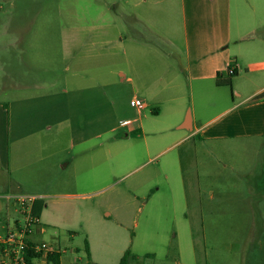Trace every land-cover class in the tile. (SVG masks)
I'll return each mask as SVG.
<instances>
[{
    "label": "rangeland",
    "instance_id": "rangeland-1",
    "mask_svg": "<svg viewBox=\"0 0 264 264\" xmlns=\"http://www.w3.org/2000/svg\"><path fill=\"white\" fill-rule=\"evenodd\" d=\"M120 3L0 0V57L5 55L6 44L12 41L15 45L14 82L5 83V69H0V102L11 96V102L19 103L25 97L30 117L39 115L41 107L46 138L43 165L47 173L56 177L41 184L27 182L24 189L26 194L44 192L48 196L41 223L45 233L38 241L61 251L62 264H88L86 241L95 264H119L128 251L134 264H264V201L253 204L252 214L249 208L246 213L241 210L246 209L249 199L256 201L252 188L257 183L255 177L264 171V148L244 144L237 152L220 155L199 169L204 194L215 191L228 200L239 197L236 206L230 202L218 207L214 215L205 212L207 221L203 223L198 211L201 194L196 169L185 168L189 187L182 184L184 173L179 170L178 184L169 188L162 167L178 151L162 152L164 147H156L153 155L158 156L150 163L136 137L140 131L130 133L128 127L122 126L124 120L138 117L140 111L146 116V124L163 120L166 112L161 105L163 113L155 116L154 109L159 108L155 102L143 92L135 93L137 86L130 65L133 52L126 57L116 36L112 43L105 44L100 27L104 18L116 19ZM7 29L10 32L5 36ZM86 61L88 69L92 67L88 73ZM245 73L244 70L233 77L242 91L249 89L250 76ZM80 76H92L88 87H92L93 94L79 100L82 111L72 113L69 104L73 88L84 86L73 85L72 79ZM224 91L233 97L230 87ZM136 97L149 107H133L131 101ZM59 103L61 125L53 122L57 114L53 107ZM54 135L62 140L55 168L50 166L48 148ZM85 145L87 163H81ZM142 164L145 165L141 167ZM5 186L15 203L11 216L21 218L16 201L26 195L12 188L10 175ZM1 202L6 215L7 200ZM34 263L43 264L39 259Z\"/></svg>",
    "mask_w": 264,
    "mask_h": 264
},
{
    "label": "crops",
    "instance_id": "crops-1",
    "mask_svg": "<svg viewBox=\"0 0 264 264\" xmlns=\"http://www.w3.org/2000/svg\"><path fill=\"white\" fill-rule=\"evenodd\" d=\"M120 1L116 19L109 20L111 16L104 18L105 22L100 27L106 38L105 44L112 43V37L116 36L119 48L126 57L133 52V64L130 65L137 86L135 93L143 92L149 101L155 102L159 107L154 109L155 116L160 117L163 113L161 105L165 106L166 112L163 120L146 124V116L140 111L138 117L124 120L122 126L128 127L130 133L140 131L136 137L141 140V148L150 163H154L158 156L153 155L156 147H164L162 152L178 151L162 167L169 188L178 184L179 170L184 173L182 184L189 187L190 177L185 168L193 166L196 169L197 188L201 194L198 211L201 222L205 223V212L214 215L218 207L230 202L236 206L239 197L228 200L221 192L204 194L199 169L208 166L220 155L232 150L237 152L244 144L258 150L264 148V100L254 101L264 92V0ZM8 32L7 29L5 36ZM14 49L11 41L4 46V57H0V69H5V83L10 85L14 82ZM162 53L165 55L160 56ZM164 58L168 61H159ZM87 62L86 73L92 71L91 66L88 69ZM232 65L236 67L237 75L245 70L244 76L250 77L247 91L237 89L236 81L232 80L233 97L230 98L224 91L226 87L217 86L216 81L218 74L221 80H228L231 77L228 69ZM125 80L123 76L122 81ZM92 81V76L72 79L73 85L80 83L84 86H74L70 112L82 111L78 107L79 100L92 97V87H88ZM26 100L24 97L21 102L13 103L9 96L0 102V231L15 220L10 212L15 203L5 186L9 175L15 191L21 190L24 195L44 202L41 223L48 208L44 201L48 196L44 192L26 194L24 189L27 182L41 184L56 178L47 173L43 165L46 150L44 114L40 116L39 107V115L30 117ZM147 107L149 105L144 108ZM53 110L57 112L53 122L61 125L60 103ZM84 110L87 112V105ZM135 123H138L137 127L133 126ZM67 128L71 133L72 127L69 125ZM84 147L85 158L81 163H87L88 148ZM48 148L50 166L55 168L56 158L62 149L61 137L52 136ZM255 179L257 183L252 190L256 201H247L246 209L241 208L245 213L249 208L252 214L253 204L264 201V171ZM154 180L157 181V178ZM150 183L152 181L147 185ZM1 199L7 200L6 215ZM234 211L238 212L237 209ZM44 233L45 229L36 236L37 240H41ZM134 261L131 258L130 264Z\"/></svg>",
    "mask_w": 264,
    "mask_h": 264
},
{
    "label": "built area",
    "instance_id": "built-area-1",
    "mask_svg": "<svg viewBox=\"0 0 264 264\" xmlns=\"http://www.w3.org/2000/svg\"><path fill=\"white\" fill-rule=\"evenodd\" d=\"M236 72L234 65L229 67V75ZM131 105L138 109L145 107L139 99H133ZM35 200L30 196L17 198V209L21 218L7 225L3 233L0 231V264H28L27 257L30 252L37 255L36 259L43 264H47L48 256L57 251L53 245L36 239L39 233H43L44 228L41 226L40 218L33 213Z\"/></svg>",
    "mask_w": 264,
    "mask_h": 264
},
{
    "label": "trees",
    "instance_id": "trees-1",
    "mask_svg": "<svg viewBox=\"0 0 264 264\" xmlns=\"http://www.w3.org/2000/svg\"><path fill=\"white\" fill-rule=\"evenodd\" d=\"M236 75L237 74L231 75V77L228 80H221L220 79L221 75L218 74L217 81H216L217 86L231 88L233 77ZM261 100H264V92L254 99V101H261ZM43 206H44V202L36 199L33 204L34 215L40 218ZM262 250H263L262 248L259 249V251H262ZM86 251H87L88 259H89L88 264H95L91 261L90 246L87 241H86ZM36 257L37 255L30 252L27 257L28 264H34V260L36 259ZM61 258H62V253L60 251H56L48 256L47 264H62ZM130 259H131V254L128 251L127 253L123 255L119 264H130Z\"/></svg>",
    "mask_w": 264,
    "mask_h": 264
}]
</instances>
